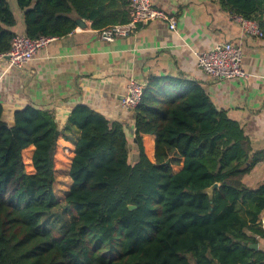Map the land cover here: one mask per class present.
I'll list each match as a JSON object with an SVG mask.
<instances>
[{"label":"trees","instance_id":"16d2710c","mask_svg":"<svg viewBox=\"0 0 264 264\" xmlns=\"http://www.w3.org/2000/svg\"><path fill=\"white\" fill-rule=\"evenodd\" d=\"M219 1L264 33V0ZM16 2L31 38L67 35L74 13L97 30L131 19L129 0ZM16 25L10 0H0V53ZM134 112L131 144L121 122L76 106L65 130L80 135L64 154L52 112L27 105L9 124L0 103V264H264L251 247L264 239V185L244 182L264 151L183 77L152 76ZM58 165L71 179L64 203Z\"/></svg>","mask_w":264,"mask_h":264},{"label":"crops","instance_id":"0c3cea01","mask_svg":"<svg viewBox=\"0 0 264 264\" xmlns=\"http://www.w3.org/2000/svg\"><path fill=\"white\" fill-rule=\"evenodd\" d=\"M10 2L17 18L13 30L23 33V11L16 0ZM153 2L177 16L176 31L167 21L156 19L138 23L129 35L110 42L100 38L90 20L74 13L76 28L65 36L53 37L22 67L0 60V103L6 121L12 124L14 112L27 105L49 110L64 132L59 149L69 154L80 132L65 128L72 110L85 104L111 121L121 122L133 144L135 112L120 106L129 78L146 85L152 76L183 77L199 83L218 109L239 122L254 151H264V36L245 34L219 0ZM226 41L241 46L242 68L249 77L220 80L199 67L195 51H207ZM62 166L56 167V174ZM244 182L251 188L264 185V160L252 168ZM256 244L264 251L263 238L258 237Z\"/></svg>","mask_w":264,"mask_h":264},{"label":"built area","instance_id":"2783aa9c","mask_svg":"<svg viewBox=\"0 0 264 264\" xmlns=\"http://www.w3.org/2000/svg\"><path fill=\"white\" fill-rule=\"evenodd\" d=\"M130 21L125 24H116L99 30V36L105 41H114L118 37L129 35L138 23L145 24L149 21L162 19L168 22L169 28L177 30V16L158 8L153 0H129ZM243 32L248 35L264 36L259 23L241 15H234ZM53 37L40 36L31 38L24 33H18L11 42L7 52L0 53V60L7 59L11 66L22 67L25 63L35 58L37 52L44 48ZM198 65L208 75L216 79L247 78L249 74L242 68L243 51L240 45L230 41L219 42L207 51H195ZM145 82L131 77L127 84L126 94L120 101V106L125 111H131L142 100ZM264 224V218L262 219Z\"/></svg>","mask_w":264,"mask_h":264},{"label":"rangeland","instance_id":"374dc122","mask_svg":"<svg viewBox=\"0 0 264 264\" xmlns=\"http://www.w3.org/2000/svg\"><path fill=\"white\" fill-rule=\"evenodd\" d=\"M132 160H135V158H133L132 155ZM60 168V167H59ZM66 168L65 166L61 167V169H59V171L56 174V183H55V191L56 194L58 196V198L60 199V202L64 203L65 202V195L67 193V191L69 190L71 183L69 185V180H68V176L66 174ZM71 181V179H70ZM67 218L71 217V213H68L66 215ZM264 218V216H263ZM52 232L55 234V236H59L60 233L57 231V229H54V227L51 226Z\"/></svg>","mask_w":264,"mask_h":264},{"label":"water","instance_id":"95a60500","mask_svg":"<svg viewBox=\"0 0 264 264\" xmlns=\"http://www.w3.org/2000/svg\"><path fill=\"white\" fill-rule=\"evenodd\" d=\"M134 141H136V139H134ZM218 186H219V183L216 182L214 185H212L211 187H209V188L207 189V192H208L210 195H212V192H213L214 188H216V187H218ZM130 207L133 208V206H130ZM251 247L257 249V248H258V244H256V243H255V244H251ZM192 264H195V263L192 262Z\"/></svg>","mask_w":264,"mask_h":264}]
</instances>
